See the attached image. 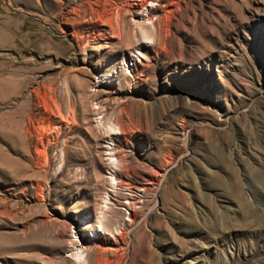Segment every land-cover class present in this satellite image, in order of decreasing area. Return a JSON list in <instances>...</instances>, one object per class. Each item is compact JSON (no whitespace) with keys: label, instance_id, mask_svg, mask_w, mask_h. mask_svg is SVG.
<instances>
[{"label":"rangeland","instance_id":"obj_1","mask_svg":"<svg viewBox=\"0 0 264 264\" xmlns=\"http://www.w3.org/2000/svg\"><path fill=\"white\" fill-rule=\"evenodd\" d=\"M0 264H264V0H0Z\"/></svg>","mask_w":264,"mask_h":264},{"label":"bare ground","instance_id":"obj_2","mask_svg":"<svg viewBox=\"0 0 264 264\" xmlns=\"http://www.w3.org/2000/svg\"><path fill=\"white\" fill-rule=\"evenodd\" d=\"M123 231H124V230H122V233L120 234V235L122 236V238L124 237V234H126V233H124ZM81 256H82L81 254H78V253H77V258H78V259H80Z\"/></svg>","mask_w":264,"mask_h":264}]
</instances>
